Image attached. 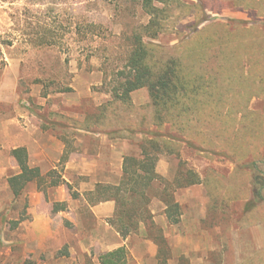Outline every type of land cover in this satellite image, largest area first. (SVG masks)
<instances>
[{
    "label": "rangeland",
    "instance_id": "rangeland-1",
    "mask_svg": "<svg viewBox=\"0 0 264 264\" xmlns=\"http://www.w3.org/2000/svg\"><path fill=\"white\" fill-rule=\"evenodd\" d=\"M144 2L0 0V264H11L8 263L11 246L6 241L12 240L22 222L31 219L29 198L23 194L16 199L9 185V178L20 171L10 150L19 145L27 124L56 135L65 145V156L80 151L88 143V140L79 143L78 139L88 133L77 128L86 125L89 118L99 116L112 101V90L121 79L120 74L126 71L133 50V34L151 19L144 10ZM181 2L191 9H185L184 13L176 11L180 18L171 17L166 27L169 31L147 42L174 50L202 28H230L233 33L239 32V37L247 41L232 49L236 59L229 65L231 84L212 91L213 102L203 111L205 121L192 123V138L181 137L170 124L160 128L153 123L154 109L148 89L133 93L134 108L120 109V120L111 119L110 123L118 126L115 128L142 129L150 138L156 135L182 138L181 149L178 152L174 149L172 157L166 158L177 176L155 185L160 195L152 202L164 200L161 191L166 187L177 200L182 190L176 183L180 172L199 173L204 194L210 200L208 217L222 230L221 236L216 237L222 251L210 255V259L215 264H264V248L257 249L258 241L249 231L242 232L239 240L238 235H232L235 224L244 227L247 221L249 225L264 222V199L258 197L262 191L264 194V16L256 22H248L244 16L234 18L228 0ZM262 8L264 11V2ZM206 9L213 13H207ZM242 29L248 32L243 33ZM207 59L208 74L220 78L214 57ZM220 93L228 97L226 105L218 104L215 95ZM112 130L95 129L110 141L129 144L128 156L141 154L144 136L138 133L133 138H113ZM47 146L55 156L56 146ZM95 149L92 147L91 151ZM102 153L111 156L108 147ZM62 159L57 164L56 180H63L66 162ZM44 168L45 176L53 171L48 170L47 164ZM51 181L47 179L42 187L48 200V192L55 187L50 186ZM190 192L203 194L200 189L191 188ZM184 195L186 192L185 201L191 200ZM247 201L253 212L247 211ZM191 211L187 208V213ZM260 243L264 245V237ZM161 245L163 250L164 243ZM13 250L18 252L19 248ZM66 253L64 248L60 256ZM181 262L191 264L184 258Z\"/></svg>",
    "mask_w": 264,
    "mask_h": 264
},
{
    "label": "crops",
    "instance_id": "crops-1",
    "mask_svg": "<svg viewBox=\"0 0 264 264\" xmlns=\"http://www.w3.org/2000/svg\"><path fill=\"white\" fill-rule=\"evenodd\" d=\"M228 1L232 4V7H229L232 11H229H234L228 13L234 18L244 16L248 22L252 20L256 22L262 20L264 16L262 11L264 0ZM206 12L213 13L208 9ZM223 12L226 14L225 9ZM23 134L19 145L10 152L18 147H26L31 167L40 168L43 175L46 164L49 171L56 170L64 155V143L56 135L44 133L35 125L27 124V127H23ZM78 140L79 143L88 140V143L82 145L80 151L73 152L64 164L63 180L67 185L56 186L50 190L49 200L48 195L39 189L36 182L30 183L26 188L24 194L29 198L28 215L31 219L20 224L12 240L6 241L4 238L11 246L8 249V263L101 264L99 258L102 254L125 246L130 252V264H182L183 258L189 260L191 264H215L210 255L222 251L221 244L216 241L222 230L208 217L210 200L204 194V188L201 186L203 179L199 173L188 170L194 172L201 181L200 184L190 187L200 189L204 195L190 194V187L179 188L182 189L181 192L186 190L184 196L191 198L185 201L183 199L185 192H179L177 195L176 201L181 205L180 223H170L166 214V203L154 200L150 206L152 220L142 223L138 233L123 238L110 223L116 214L115 199H103L98 202L92 201L89 195L96 192L98 185L120 184L129 144L110 141L100 133L94 134V137L88 133V136ZM49 144L56 146L55 156L48 151ZM92 147H96L93 152ZM106 147L110 150L109 158L102 153V149ZM164 154L162 155L165 157L158 162L157 173L165 179L173 180L177 176V171L174 172L172 165L166 162V158L172 156ZM186 173L180 172L181 178L186 177ZM77 183L78 185H75ZM69 185H74L73 189L68 188ZM262 192L258 197L264 199ZM245 203L247 211L253 212L254 209L248 206L249 201ZM55 204H66V209L55 212L53 210ZM187 208L192 210L188 212L189 214ZM69 224L74 227L69 228ZM244 224V227L235 224L232 235H238L239 240L242 232L249 231L251 237L258 241L257 249H263L264 245L260 243V238L262 240L264 237L262 236L264 222L249 225L247 221ZM17 247L18 252L13 250ZM64 248L67 249V253L60 256ZM41 259H45V263Z\"/></svg>",
    "mask_w": 264,
    "mask_h": 264
},
{
    "label": "trees",
    "instance_id": "trees-1",
    "mask_svg": "<svg viewBox=\"0 0 264 264\" xmlns=\"http://www.w3.org/2000/svg\"><path fill=\"white\" fill-rule=\"evenodd\" d=\"M164 7L159 8L155 3ZM144 10L150 16V22L136 30L133 34V50L129 56L126 71L120 74L112 90V101L106 104L99 116L89 118L86 125H80L78 130L85 133H96L110 127L113 138L143 137L142 151L139 156H126L123 166V177L119 185H98L96 192L90 194L92 201L115 199L116 214L110 223L123 238L138 233L142 223L152 220L150 206L152 200L160 194L155 191L158 182L165 178L157 173L160 155L173 154L181 149L182 138L176 136L152 138L149 133L142 132L130 126L113 125L110 120H120V109L131 111L132 94L142 89H148L151 106L154 109L153 123L158 127L170 124L173 131L181 137L192 138V123L205 121L203 111H207L213 98V90H218L231 84L230 62L236 59L232 49L247 41L233 33L230 28H202L194 31L193 37L184 40L174 50L147 42L157 40L161 34L169 31L166 28L171 17L177 16L176 11L184 13L181 0H145ZM247 33L248 29H242ZM217 62V73L214 77L205 66L210 57ZM218 104L226 105L228 97L225 94L215 95ZM223 103V104H222ZM213 104V103H212ZM204 119V120H203ZM94 120V121H93ZM111 125V126H110ZM46 129V128H44ZM139 131V132H138ZM179 137V136H178ZM17 162L19 173L9 178V185L16 199L25 193L30 183L36 182L40 190L51 179L50 186L67 184L64 180H56L57 170L46 176L38 167L30 166L29 152L26 147H18L11 152ZM69 156L63 157L66 162ZM186 177L176 180L177 188L200 184L197 175L188 171ZM70 187V185H69ZM161 197L167 205L166 214L172 224L180 223L181 205L169 194L167 187L161 191ZM66 209V204H55L53 210L60 212ZM18 225V224H17ZM101 264H130V252L127 247L104 253L99 258ZM185 260V259H184Z\"/></svg>",
    "mask_w": 264,
    "mask_h": 264
}]
</instances>
